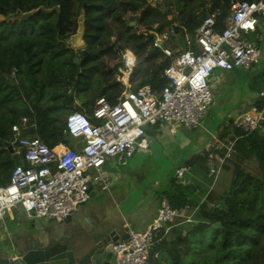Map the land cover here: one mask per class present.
Returning a JSON list of instances; mask_svg holds the SVG:
<instances>
[{
  "label": "trees",
  "instance_id": "trees-1",
  "mask_svg": "<svg viewBox=\"0 0 264 264\" xmlns=\"http://www.w3.org/2000/svg\"><path fill=\"white\" fill-rule=\"evenodd\" d=\"M237 1L244 0H0V186L9 183L16 166L26 167L24 149H7L16 138L12 127L23 117L28 127L20 138L37 137L50 149L80 146L61 117L78 112L99 123L92 119L96 101L114 105L125 91L117 75L125 70L127 50L136 59L132 90L149 86L159 94L170 60L153 46L155 39L164 35L172 51H182L208 16L221 32ZM81 8L87 55L82 51L75 64L76 51L67 40L76 33ZM236 134L239 153L226 160L222 171L230 180L219 192L213 189L194 204L187 202L188 187L167 192L171 208L198 207L197 224L158 232L149 264H264V128ZM210 157L199 155L187 168L204 171Z\"/></svg>",
  "mask_w": 264,
  "mask_h": 264
},
{
  "label": "built area",
  "instance_id": "built-area-1",
  "mask_svg": "<svg viewBox=\"0 0 264 264\" xmlns=\"http://www.w3.org/2000/svg\"><path fill=\"white\" fill-rule=\"evenodd\" d=\"M213 16H208L197 30L193 39H186V48L172 51L161 48L166 36L157 37L153 46L160 48L170 66L164 75L166 85L159 94L149 86L132 90L123 75L117 81L125 87L116 104L105 98L96 101L92 123L82 113H71L63 117L67 132L83 142L80 146L59 145L50 149L39 138H20L28 127V118L23 117L12 127L15 141L24 149L26 167L16 166L9 183L0 186V228L6 211L20 206L29 219L64 221L81 204L90 198V186L97 185L108 191L112 178L103 172V166L113 158L132 159L138 149H146L145 129L150 125H180L187 129L196 128L204 119L213 102L209 84L211 74L217 70L248 71L263 58L262 50L246 39L257 26L264 28V0L233 2L224 29L216 30ZM126 74L132 73L136 59L127 50ZM121 73V70H120ZM262 96L264 94H261ZM264 121V109L253 108L239 124L247 133L258 129ZM230 143L225 158L219 163L209 164L213 181L218 179L223 166L232 153ZM95 170L96 175L88 174ZM183 171L176 172L181 179ZM208 208H219L208 203ZM198 207L171 208L166 200L161 201L156 217L142 232L128 231L125 240L118 241L112 252L115 264H149L156 234L170 233L178 224H197Z\"/></svg>",
  "mask_w": 264,
  "mask_h": 264
},
{
  "label": "crops",
  "instance_id": "crops-1",
  "mask_svg": "<svg viewBox=\"0 0 264 264\" xmlns=\"http://www.w3.org/2000/svg\"><path fill=\"white\" fill-rule=\"evenodd\" d=\"M246 39L261 48L263 58L248 71L217 69L211 74L213 102L196 128L170 124L146 127V149H138L132 159L115 157L103 166V172L112 178L108 191L92 184L89 200L71 214L68 222L29 219L20 206H15L4 215L0 244H8L23 253L55 243L70 247L100 231H115L123 238L130 230L146 229L175 185L188 187L187 202L192 204L203 203L213 189L219 192L227 172L221 171L214 182L209 164L225 158V146L228 148L232 142L228 159L235 160L241 138L236 133L249 134L239 127L243 116L253 108L260 110L258 106L263 105L264 109V95H261L264 94V28L257 26ZM163 45L170 48L171 43L167 39ZM122 71L125 70H121V75L129 81L131 73L124 75ZM261 127L263 123L255 131ZM204 154L213 156L204 171L187 168V163ZM178 170L183 171L180 180L176 177ZM88 174L94 176L96 171L91 169ZM186 206L193 208L190 203Z\"/></svg>",
  "mask_w": 264,
  "mask_h": 264
},
{
  "label": "water",
  "instance_id": "water-1",
  "mask_svg": "<svg viewBox=\"0 0 264 264\" xmlns=\"http://www.w3.org/2000/svg\"><path fill=\"white\" fill-rule=\"evenodd\" d=\"M85 35V11L84 8H81L76 33L67 42L74 50L85 48ZM164 47L162 43L161 48ZM82 55L85 57L87 52L83 51ZM74 63L79 64V59L75 58ZM122 73L126 75L125 72L122 71ZM262 75L264 77V72ZM17 144L18 141H15L14 144H7V149L13 153V148ZM70 219L71 215L64 222H68ZM213 227L217 228L219 224H215ZM125 239L126 236L121 238L115 231L108 233L100 231L88 236L79 243L72 244L70 247L55 243L43 245L23 253H19L8 244H0V264H113V246L118 241Z\"/></svg>",
  "mask_w": 264,
  "mask_h": 264
},
{
  "label": "rangeland",
  "instance_id": "rangeland-1",
  "mask_svg": "<svg viewBox=\"0 0 264 264\" xmlns=\"http://www.w3.org/2000/svg\"><path fill=\"white\" fill-rule=\"evenodd\" d=\"M158 0H144V2L145 3H152V4H154V3H156ZM83 49L84 48H81V49H77V50H75L76 51V57L78 58V59H81V52L83 51ZM61 118H63V117H61ZM80 140V142H83L81 139H79ZM229 180H230V174L229 173H227L226 174V176L225 177H223V180H222V182L224 183V184H222V185H227L228 183H229Z\"/></svg>",
  "mask_w": 264,
  "mask_h": 264
}]
</instances>
